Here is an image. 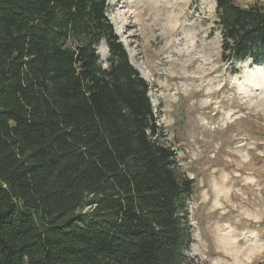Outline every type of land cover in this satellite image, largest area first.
<instances>
[{
  "label": "trees",
  "instance_id": "obj_1",
  "mask_svg": "<svg viewBox=\"0 0 264 264\" xmlns=\"http://www.w3.org/2000/svg\"><path fill=\"white\" fill-rule=\"evenodd\" d=\"M215 1L222 59L264 63V0ZM107 7L0 0V264H206L195 181Z\"/></svg>",
  "mask_w": 264,
  "mask_h": 264
},
{
  "label": "rangeland",
  "instance_id": "obj_2",
  "mask_svg": "<svg viewBox=\"0 0 264 264\" xmlns=\"http://www.w3.org/2000/svg\"><path fill=\"white\" fill-rule=\"evenodd\" d=\"M107 4L131 63L152 73L143 76L160 124L195 181L189 255L206 264H264V63L222 59L215 0Z\"/></svg>",
  "mask_w": 264,
  "mask_h": 264
},
{
  "label": "bare ground",
  "instance_id": "obj_3",
  "mask_svg": "<svg viewBox=\"0 0 264 264\" xmlns=\"http://www.w3.org/2000/svg\"><path fill=\"white\" fill-rule=\"evenodd\" d=\"M101 51L104 55L106 54L107 48L105 43L101 45ZM136 66L140 69L142 75L151 76V71L143 63H136Z\"/></svg>",
  "mask_w": 264,
  "mask_h": 264
},
{
  "label": "water",
  "instance_id": "obj_4",
  "mask_svg": "<svg viewBox=\"0 0 264 264\" xmlns=\"http://www.w3.org/2000/svg\"><path fill=\"white\" fill-rule=\"evenodd\" d=\"M104 43L106 44V42L104 41ZM129 54V53H128ZM129 57H130V55H129ZM137 68V67H136ZM138 70L140 71V69L138 68ZM140 73H141V71H140ZM141 76H143L142 75V73H141ZM144 77V76H143ZM145 78V77H144Z\"/></svg>",
  "mask_w": 264,
  "mask_h": 264
}]
</instances>
